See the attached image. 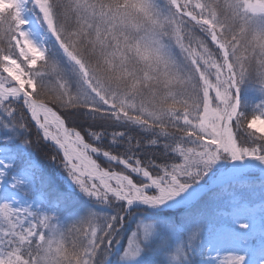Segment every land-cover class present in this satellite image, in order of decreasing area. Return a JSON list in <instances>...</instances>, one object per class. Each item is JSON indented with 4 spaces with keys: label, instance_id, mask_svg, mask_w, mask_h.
<instances>
[{
    "label": "snow or ice",
    "instance_id": "obj_1",
    "mask_svg": "<svg viewBox=\"0 0 264 264\" xmlns=\"http://www.w3.org/2000/svg\"><path fill=\"white\" fill-rule=\"evenodd\" d=\"M0 264H264V0H0Z\"/></svg>",
    "mask_w": 264,
    "mask_h": 264
}]
</instances>
